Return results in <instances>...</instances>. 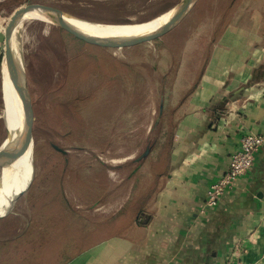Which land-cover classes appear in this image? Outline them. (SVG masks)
Returning a JSON list of instances; mask_svg holds the SVG:
<instances>
[{"label": "rangeland", "instance_id": "rangeland-1", "mask_svg": "<svg viewBox=\"0 0 264 264\" xmlns=\"http://www.w3.org/2000/svg\"><path fill=\"white\" fill-rule=\"evenodd\" d=\"M205 2L196 0L182 21L161 37L129 47L92 45L42 18L28 20L18 26L13 37L15 46L19 47L18 56L24 66L34 112L33 150L26 151L23 133L17 128L18 122L24 128L30 125L28 104L18 113L4 114V106H12L7 105L5 99L4 79L9 77L6 66H3L5 38L2 40L0 153L4 151V141L13 136L5 144V162L10 181L6 194L15 203L11 210L0 204V216L8 215L0 221V235L23 234L25 239L34 238L33 247L38 240H44L51 234L46 214L34 216L31 205L24 204L20 199L22 196L18 197L19 192L25 189H37L33 195V199L37 200L48 189L58 186L73 205L81 206L80 209L83 208L80 200L82 189H91L95 197L100 192L101 201L98 204L106 201L113 189H128L130 175L140 165L134 159L146 147L136 146L132 140L125 138L122 128L132 123L127 121L129 113L124 112L133 111L131 118H138L135 125L145 126L150 121L153 125L154 121L151 134L154 138L157 129L155 119L162 98V76L166 77L165 89L168 91L176 83L184 62L181 81L177 84L181 89L175 88L182 92L196 80L208 56L211 37L208 32L214 12L210 8L204 11ZM29 3L54 7L63 14L103 23L105 27L120 23L141 27L132 30L106 29L103 35L111 37L162 25L173 14V9L179 8L182 0H0L3 35L14 11ZM164 12L167 13L165 17L162 16ZM159 17L162 18L156 20ZM57 20L61 21L59 17ZM64 20L73 27L83 29L75 21ZM198 23L200 25L197 26ZM87 31L96 30L87 27ZM115 126L119 138L113 144L114 140L110 142L108 134ZM137 137L134 142L141 134ZM52 144L66 149L68 154L57 152ZM3 195H0V201ZM36 230L41 238L34 236ZM25 244L28 245V240Z\"/></svg>", "mask_w": 264, "mask_h": 264}, {"label": "crops", "instance_id": "crops-1", "mask_svg": "<svg viewBox=\"0 0 264 264\" xmlns=\"http://www.w3.org/2000/svg\"><path fill=\"white\" fill-rule=\"evenodd\" d=\"M220 1L216 10L223 13L229 0ZM231 11L222 22L221 14H212L202 70L178 92L182 63L167 111V148L144 161L139 187L132 176L128 189H113L100 204L94 194L80 199L97 226L65 264H227L230 256L264 264V144L250 171L217 206L202 210L209 185L227 171L241 136L264 134V0H237ZM216 25L223 28L214 37ZM1 27L0 21V46ZM124 113L134 124L122 128L125 138L144 145L151 121L135 125L133 111ZM109 134L116 144V126Z\"/></svg>", "mask_w": 264, "mask_h": 264}, {"label": "trees", "instance_id": "trees-1", "mask_svg": "<svg viewBox=\"0 0 264 264\" xmlns=\"http://www.w3.org/2000/svg\"><path fill=\"white\" fill-rule=\"evenodd\" d=\"M204 1H206L204 11L207 12L211 9L210 11L215 12L217 15L221 14L222 16H218L220 22L225 21V19H229L232 16L231 9L237 2V0H229L226 11L222 13L216 10L220 0ZM204 15H206V13H204ZM198 25H200V23H198L197 26ZM219 25H216L214 37L218 35L217 31L223 28L217 27ZM142 80H144L143 76ZM161 87L162 98L158 112L159 114L155 119L157 129L154 133V138H151L152 129L154 128L153 121L149 138L144 144L146 149L141 155L134 159V162L140 165L130 175V177L138 176L135 181L136 188H138L141 183L139 170L144 161L151 156L155 157L157 151L159 152L157 155L163 156L167 148L165 141H167L169 135H171V129L169 128L171 118H169L167 111L170 107V89L172 88L166 91L165 75L162 76ZM53 147L62 155L68 154L66 149H59L55 144ZM82 190L83 197H88L90 194H94L91 189ZM36 191L37 189H27L21 195L22 197L20 199L24 204L27 203L31 205L30 210L33 212L34 216L38 217L41 213L46 214V218H49V221L47 222H50L49 226H51V234L44 240L36 241L37 244L35 243L33 247H31V244L33 243L34 238L28 237L25 239L23 238V234L10 235V233H6L5 235H0V264H65L79 252L84 236L97 226V223L90 216L69 201V198L62 188L53 186L43 193L37 200L33 199V195L36 194ZM96 195L100 198L101 193L98 192ZM7 216L0 217V221ZM33 234L35 237L38 236L41 238L37 233V230L34 231ZM27 240L28 245L25 244V241ZM29 247L31 249H29Z\"/></svg>", "mask_w": 264, "mask_h": 264}, {"label": "bare ground", "instance_id": "bare-ground-1", "mask_svg": "<svg viewBox=\"0 0 264 264\" xmlns=\"http://www.w3.org/2000/svg\"><path fill=\"white\" fill-rule=\"evenodd\" d=\"M173 10H174L173 14L160 26H157L155 28L143 29L140 31H136L135 33H131V34H122V35H115V36L110 37V36L103 35L104 31L106 29H108V30H132V29H138L141 27H135V26H139V25L138 24H130V23H120V24H114L113 27H105L106 24L90 22V21H87V20H84V19H81L78 17H73V16H69V15L60 13V12L55 11V10L50 9V8L45 9V8L31 7L24 14V16H22L21 19L18 21L16 29L18 26L22 25L23 22L28 21V20H32V19L33 20L38 19V18L45 19L49 23L55 24L57 17H59L61 19V21L64 22L66 25L70 26L71 28L75 29L78 32H81V33L88 35L90 37H93V38H101V39H118V38L129 39L130 38L131 39V38H137V37L144 36L148 33H151L153 31L159 29L161 26H163L168 21H170V19L178 11V9H176V8H174ZM162 14H163L162 15L163 17L167 16V13H165V12ZM64 18L77 22L79 24V26L83 29L69 25V23L66 22L64 20ZM161 18L162 17H159L156 20H160ZM87 27L95 29L99 34H97L96 31H94V32L87 31ZM144 28H146V27H144ZM84 29H86V30H84ZM16 45H18V44H16ZM12 48H13V52H14L16 62H17L18 78L20 81V87H19L20 91H19V93H17V91L13 87L12 82L10 81V78L4 79V92H5V97H6L5 98L6 104L9 106H12V107L4 106V114L5 115L9 114V113H12V114L18 113L21 108H23L25 105L28 104V95H27V90H26L27 85H26V76L24 73V66H22V64L20 63L21 60L19 59V56H18L19 54H18V50H17L19 47L15 46L14 37H12ZM3 66H6V64L4 63ZM24 94H25V97L23 98ZM21 99H22V101L19 103V101ZM17 128L20 131V133H23L24 127L19 122L17 123ZM12 138H13V136H10L6 141H4V146H3L4 151H2L0 153V181H1L0 195L2 196V194H4L1 201H0V204L3 208H7L9 210L13 209L12 207H14V203H13L12 199L10 198V196L8 194H6V187L8 186V183L10 181L8 178V171H7V166H6V162H5V159H6L5 157H6V152H7V147L5 146V144L8 140H10ZM23 141H24V139H23ZM24 145H25V141H24Z\"/></svg>", "mask_w": 264, "mask_h": 264}, {"label": "water", "instance_id": "water-1", "mask_svg": "<svg viewBox=\"0 0 264 264\" xmlns=\"http://www.w3.org/2000/svg\"><path fill=\"white\" fill-rule=\"evenodd\" d=\"M196 0H182V3L179 5L177 13L168 21L166 24L161 26L159 29L148 33L144 36L132 38V39H122V40H99L93 37H90L88 35H85L81 32L76 31L75 29L71 28L70 26L66 25L64 22L60 20H56L55 24L58 25L63 31L67 32L70 35H73L75 38L80 39L86 43L101 46V47H107V48H121V47H129L133 45H138L141 43H145L148 41H152L154 39H157L161 37L162 35L169 32L173 27H175L182 19L189 13L191 8L193 7ZM31 7H38V8H50L55 11H58L62 13L60 9L46 6L40 3H29L25 6H21L20 8L16 9L11 16L9 22L7 23L6 29H5V51H4V59L6 64V70L8 77L10 78V81L13 84V87L19 93V87H20V81L18 78V69H17V62L16 58L13 52L12 48V37L13 33L16 29V26L18 24V21L21 19L22 16L30 9ZM27 90V89H26ZM28 95V90H27ZM31 122L28 127H25L23 129V137L26 145V151L27 150H33L35 145L34 140V112L32 109V104L30 101V97L28 95V106H27ZM34 173V172H33ZM33 178V177H32ZM32 182V180H31ZM29 183V185L31 184ZM28 185V186H29ZM23 190L19 192L18 197L21 196L24 192ZM18 199V198H17ZM16 199V200H17ZM15 203V202H14ZM4 215H1L0 217H3Z\"/></svg>", "mask_w": 264, "mask_h": 264}, {"label": "built area", "instance_id": "built-area-1", "mask_svg": "<svg viewBox=\"0 0 264 264\" xmlns=\"http://www.w3.org/2000/svg\"><path fill=\"white\" fill-rule=\"evenodd\" d=\"M263 144L262 133L248 131L241 136L237 149L231 155L227 171L209 185L203 211L217 206L222 196L234 187L238 178L250 171L255 163L256 154ZM238 247V244L234 246L233 253L237 252ZM227 264L253 263L230 256Z\"/></svg>", "mask_w": 264, "mask_h": 264}]
</instances>
